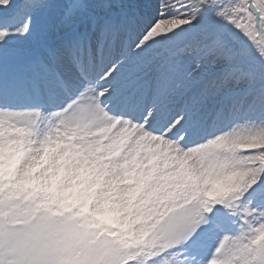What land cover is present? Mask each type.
Returning a JSON list of instances; mask_svg holds the SVG:
<instances>
[{"label": "snow or ice", "instance_id": "6c2138e0", "mask_svg": "<svg viewBox=\"0 0 264 264\" xmlns=\"http://www.w3.org/2000/svg\"><path fill=\"white\" fill-rule=\"evenodd\" d=\"M0 264H264V0H0Z\"/></svg>", "mask_w": 264, "mask_h": 264}]
</instances>
